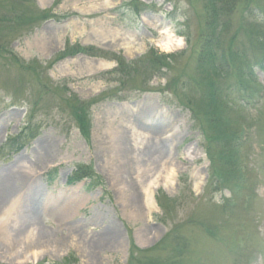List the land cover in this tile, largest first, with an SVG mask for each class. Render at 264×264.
<instances>
[{
	"label": "rangeland",
	"instance_id": "1",
	"mask_svg": "<svg viewBox=\"0 0 264 264\" xmlns=\"http://www.w3.org/2000/svg\"><path fill=\"white\" fill-rule=\"evenodd\" d=\"M234 1L221 40L240 32L257 64L246 32L264 36V11L241 16L264 0ZM211 2L0 0V179L19 192L0 262L264 264V66L205 56ZM167 34L182 45L165 51ZM160 144L170 179L155 176L148 209ZM80 165L91 189L69 182Z\"/></svg>",
	"mask_w": 264,
	"mask_h": 264
},
{
	"label": "trees",
	"instance_id": "2",
	"mask_svg": "<svg viewBox=\"0 0 264 264\" xmlns=\"http://www.w3.org/2000/svg\"><path fill=\"white\" fill-rule=\"evenodd\" d=\"M219 1H221V0H216L215 3L211 2L207 6V11L209 14V19H210L209 26L213 29V34H208L206 36V42L203 46L204 54L208 59L210 57L214 61L215 64L218 61L228 62V63L232 62L235 64H239L241 62L246 61V64H248V68H247L248 73L246 72V74L249 75V72H252L251 70L253 69L251 66V63L255 64L256 62L252 61V59L254 57L252 52H251V56L249 58L247 49L245 47L241 46L240 44L239 45L236 44V41L238 40V36L241 35L240 32L236 31L234 36L231 37L228 44H226V43L224 44L221 40L223 28L226 26H228V28H230L229 25L233 22V18H231V11L230 10H234L232 7L236 4V1L231 0L228 4H226V3L225 4H219ZM249 5H250L248 8L249 10H244L245 15H247V16H244V15L241 16L242 23L246 22L248 19L256 18V17H250L249 15H251V13L254 12V14H256V11H260V10L264 11V7L262 5H260L259 3L249 4ZM238 9L239 8H237L234 12H237ZM241 11L243 13V10H241ZM236 28L241 30V31L243 30L242 24L237 25ZM246 36H249V42L252 44L253 47L255 45L254 44L255 40L264 44V36L260 37V36L252 35V31L246 32ZM261 54H263V55H261ZM260 55L261 56H259V58L257 60V64L264 63V49L262 52H260ZM156 56L158 57L159 61H161L163 58H165V59L167 58V56H164V55L163 56L156 55ZM125 64H128V63H126L125 61L120 59L119 65L124 67V66H126ZM215 69H219L217 65H215ZM237 69L240 71L244 70L240 67H238ZM250 78L253 81V77H250ZM235 83H237V82H235ZM215 87H216V84H215ZM216 89H217V87H216ZM243 92H246V90L244 88H243ZM180 104L183 105L182 101H180ZM12 141H14V139ZM12 147H14V145H12ZM94 175H95V171L91 167L80 165V166H78V169L74 172V175L71 178V183L77 182V181L82 180L84 178H87V179L92 178Z\"/></svg>",
	"mask_w": 264,
	"mask_h": 264
},
{
	"label": "bare ground",
	"instance_id": "3",
	"mask_svg": "<svg viewBox=\"0 0 264 264\" xmlns=\"http://www.w3.org/2000/svg\"><path fill=\"white\" fill-rule=\"evenodd\" d=\"M181 45H182V39L175 38L170 34H167L166 38L160 41V46L165 51L173 50L177 47H180ZM167 137H169V135H167L164 138H167ZM167 152H168L167 146L160 144L156 152L157 153L156 156L153 157V154L146 155L147 160H149V162L151 161L154 164L153 167L155 170L154 175L152 176L153 179L149 181L148 187L144 189V197H145L144 202L148 209H150L152 204L154 203L153 196L151 194V187L153 186L152 183H154L155 176L160 175L162 177H165L166 181H169L170 179V175L168 174H166L165 176L162 175V172L165 170V165L161 163V161L163 160V158L166 157ZM9 178L10 177H8V174H5L0 179V211H2L3 208H6L8 202L9 204L10 203L12 204L13 202H16L18 200L16 199V196L19 194V192H16L15 190H13L12 187L8 184V182L10 181ZM30 193L32 194V196H36L38 195V190L32 187V189H30ZM13 198L14 200L12 202L11 200ZM19 202H20V199H19ZM76 226L78 225L74 224L73 228H75ZM16 235L18 238H21L20 236L22 237L24 236L21 240L25 242L27 241L30 242V241H33V239H35L36 232L33 229L26 227V229L24 228L22 231H18Z\"/></svg>",
	"mask_w": 264,
	"mask_h": 264
}]
</instances>
